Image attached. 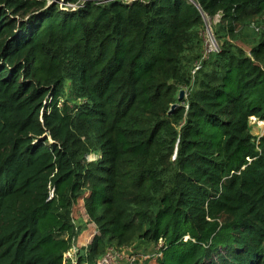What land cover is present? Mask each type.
Masks as SVG:
<instances>
[{
	"label": "trees",
	"instance_id": "obj_1",
	"mask_svg": "<svg viewBox=\"0 0 264 264\" xmlns=\"http://www.w3.org/2000/svg\"><path fill=\"white\" fill-rule=\"evenodd\" d=\"M194 1L0 0V264H65L79 198L97 234L75 264L134 239L162 241L155 264H264V0ZM204 17L257 25L250 56L227 41L186 72Z\"/></svg>",
	"mask_w": 264,
	"mask_h": 264
},
{
	"label": "rangeland",
	"instance_id": "obj_2",
	"mask_svg": "<svg viewBox=\"0 0 264 264\" xmlns=\"http://www.w3.org/2000/svg\"><path fill=\"white\" fill-rule=\"evenodd\" d=\"M134 1L137 0H125V2H130L129 4L133 3ZM219 22H220L219 17L215 18L214 21H210L209 19L205 18L202 33H199L197 39L193 40L188 45L187 47L188 50L185 52V56H184L185 61L183 62V65L187 69L186 72L191 71L193 65H195L194 68L192 69V74H193L195 68L197 66L199 67L202 61H204L203 60V58L205 57L204 53L206 51L207 41L211 37L210 34L215 37L218 46H220V43L223 45L224 42L228 41V43H230V45L232 46V49L233 47L234 49H241L247 55L250 56L251 49L253 48L254 45L257 44L259 39L258 37H260L259 36L260 34H258L259 33L258 26L257 25L247 26L244 29L243 33L239 35V37H237L236 39H230L224 33L220 32L218 26ZM213 29L216 32H218L216 33L214 31L216 36L219 38V40H217L213 32ZM66 87L67 88L62 94L61 97L62 100L60 102L63 103L64 100L68 99V104H70L71 107H74L75 105H80L83 101L81 99L76 98L74 91L72 87L69 86V84H67ZM182 91H184L185 93L184 98H187L190 92L189 91L185 92L186 91L185 88L182 89ZM250 126L252 128V133L255 137H259L264 134V122H261L257 119H251ZM97 158H98V154H96V152H92L85 157V159L89 162L96 161L98 160ZM172 158L174 160L175 156H172ZM162 179L166 185V189H164L162 192L163 194L165 193V190L169 191L173 186V172L168 171L167 173L163 174ZM86 197H88V195ZM158 205L159 204L157 203V206ZM84 206L85 204L83 198H79L76 201V203H73L71 219H73V225L75 227V240L72 246V249L74 248L73 249L74 252H76V250L83 251L84 248H87L89 244L92 242L93 237L97 234L95 226L92 223H89L88 221ZM109 249H115L116 251L120 252V254L124 258L130 257V255H134V254L144 255L143 257H145L147 261L143 259V261L140 262V264H155L157 259L156 258L150 259V258L153 255H155V253L158 252L159 246L156 244H149L147 242L144 243L138 241V239H134L126 246H121L119 243H115V246L110 247ZM65 264H68V262H66Z\"/></svg>",
	"mask_w": 264,
	"mask_h": 264
},
{
	"label": "built area",
	"instance_id": "obj_3",
	"mask_svg": "<svg viewBox=\"0 0 264 264\" xmlns=\"http://www.w3.org/2000/svg\"><path fill=\"white\" fill-rule=\"evenodd\" d=\"M117 0H97L98 4L100 5H105L111 2H114ZM121 1L125 4H129L130 2H125V0H118ZM188 2L196 5L194 0H187ZM69 8H73V5H67ZM207 17H204V20ZM259 30V29H258ZM210 38L207 41V47H206V51H205V57L203 58V60L208 59L211 55L216 54L219 52V46L215 40V37L213 35L210 34ZM201 65H199V67L197 66L195 68V71L193 74H195L198 70H200ZM161 247H162V241L160 240L159 242V250L157 253H155V255H153L150 259L152 258H156L159 259L162 257V253H161ZM74 249V248H73ZM72 250H70L66 255H65V263L66 262H70L71 264H75V257L76 254L79 252V250H76V252H74ZM144 255H140V254H134V255H130V257L124 258L120 252L116 251L115 249H108V251L106 252V254L99 260L98 264H136L138 260H146L145 257H143Z\"/></svg>",
	"mask_w": 264,
	"mask_h": 264
},
{
	"label": "water",
	"instance_id": "obj_4",
	"mask_svg": "<svg viewBox=\"0 0 264 264\" xmlns=\"http://www.w3.org/2000/svg\"><path fill=\"white\" fill-rule=\"evenodd\" d=\"M184 95H185L184 91H181V93H180V97H179V100H180V101L183 100ZM177 107H178V105H174V106L172 107V111L170 112V114H171V113H172ZM46 136H47L49 139H50V137H51L49 132H47Z\"/></svg>",
	"mask_w": 264,
	"mask_h": 264
}]
</instances>
